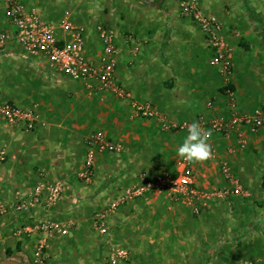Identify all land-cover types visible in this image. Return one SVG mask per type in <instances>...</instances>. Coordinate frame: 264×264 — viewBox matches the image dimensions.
Segmentation results:
<instances>
[{
	"label": "crops",
	"instance_id": "crops-1",
	"mask_svg": "<svg viewBox=\"0 0 264 264\" xmlns=\"http://www.w3.org/2000/svg\"><path fill=\"white\" fill-rule=\"evenodd\" d=\"M56 1L66 2L63 13L42 10L40 0L38 10L30 7L57 24L69 14L85 30L88 61L101 57L97 29H113L120 50L117 83L133 101L151 104L169 123H200L264 108V0L199 3L205 16L223 25L232 47L229 85L212 65L214 53L200 27L182 15L183 0H94L89 8V0ZM5 10V0H0V31L12 33ZM89 87L58 76L47 59L29 57L15 44L0 53V104L33 111L37 120L31 133L23 125L0 123V152L7 155L0 163V198L11 205L15 194L33 185L62 181L68 186L51 211L0 216V264L30 262L37 237L17 233L37 217L38 222L75 224L69 235L50 241L48 264H112L109 256L116 247L129 253L128 261L116 264H264V129L256 134L245 129L248 146L241 150L235 135L227 140L204 128L212 133L213 156L192 162L203 192L230 187L222 172L227 164L246 196L212 198L196 216L166 193H148L109 215L105 236L95 231L94 215L125 189L175 170L181 159L176 147L187 130L166 131L158 119L131 121L129 100L95 96ZM94 132L122 145L123 152H96L84 179L86 137Z\"/></svg>",
	"mask_w": 264,
	"mask_h": 264
},
{
	"label": "built area",
	"instance_id": "built-area-1",
	"mask_svg": "<svg viewBox=\"0 0 264 264\" xmlns=\"http://www.w3.org/2000/svg\"><path fill=\"white\" fill-rule=\"evenodd\" d=\"M200 1L183 0L181 13L200 27L214 53L212 65L220 68L221 74L229 85L234 74L232 47L226 38L223 25L201 12ZM5 5L6 17L13 32L0 31V53L5 51L9 45L15 44L29 57L47 59L58 76L69 78L76 83H89L92 95L109 94L120 100H129L131 121L158 119L163 123L166 131L187 130L189 124L169 123L151 104H139L133 101L131 96L117 83L115 74L119 49L116 45L117 33L113 29L102 26L97 29L102 52L99 61L92 62L86 59L85 30L74 25L69 14H66L60 23L52 24L44 21L35 10L28 9L19 0H5ZM231 35L239 37L240 33L231 31ZM93 82L97 83V86L93 87L91 85ZM230 95L233 96L232 93ZM231 107L233 111L236 109L235 104ZM0 123L10 127L23 125L24 131L31 133L36 128L37 120L33 111L0 104ZM200 125L203 129L209 128L213 133L227 140L235 135L237 146L245 150L248 140L244 130L256 134L264 129V108L257 109L248 115L234 112L231 116H220L209 121L202 119ZM86 147V171L82 176L84 179L91 174L96 152L115 154L123 152V146L109 142L103 132L88 135ZM6 159V152L1 151L0 163H4ZM222 172L230 187L226 190L206 193L197 185L193 163L180 159L173 172H165L152 178L145 177L140 185L125 189L107 209L94 215V229L99 235L105 236L108 231V216L117 213L128 202L142 198L148 193H166L191 207L196 216L202 213L212 198H225L229 195L246 196L240 181L233 176L227 164L223 165ZM67 193L68 186L62 181L36 184L25 192L15 194L11 205H7L0 198V216L9 213L20 216L32 213L38 208L51 211L60 204ZM35 219L34 222L22 226L17 234L37 237L33 251V264H48L50 241L69 235L75 224L72 221L64 223L46 219L38 222V217ZM109 260L112 264L128 261L129 253L116 247L112 249Z\"/></svg>",
	"mask_w": 264,
	"mask_h": 264
},
{
	"label": "clouds",
	"instance_id": "clouds-1",
	"mask_svg": "<svg viewBox=\"0 0 264 264\" xmlns=\"http://www.w3.org/2000/svg\"><path fill=\"white\" fill-rule=\"evenodd\" d=\"M211 131L201 127L198 121H192L187 126V134L176 147V155L188 162L198 163L211 159L212 145L209 143Z\"/></svg>",
	"mask_w": 264,
	"mask_h": 264
},
{
	"label": "rangeland",
	"instance_id": "rangeland-1",
	"mask_svg": "<svg viewBox=\"0 0 264 264\" xmlns=\"http://www.w3.org/2000/svg\"><path fill=\"white\" fill-rule=\"evenodd\" d=\"M21 1L28 9H31L32 7L30 6H34L36 8V10H38V0H19ZM91 1L94 0H89L88 1V6L87 4H85L88 8L90 7L89 4L91 3ZM29 4H28V3ZM91 5V4H90ZM40 7L42 10L44 11H49V10H59L60 12H62L65 8H67L66 2H57L56 0H40ZM32 10V9H31ZM163 11V9L161 10ZM160 12L159 9L154 10V13H158ZM63 13V12H62ZM162 13V12H161ZM67 14V13H66ZM164 15V13H162ZM41 17V16H40ZM65 17V16H64ZM164 17V16H163ZM162 17V18H163ZM46 21V20H45ZM73 21V20H72ZM48 23H52V24H57V23H53L50 21H46ZM57 22V21H56ZM119 49V47H118ZM120 51V50H119ZM118 58V57H117ZM124 89V87H122ZM125 90V89H124ZM126 91V90H125ZM127 92V91H126ZM128 93V92H127ZM34 186V185H33ZM28 259L30 260V262H28V264H31L33 262V253L30 252L28 254ZM15 261V260H14ZM15 262H22L21 260L15 261ZM23 263V262H22ZM124 263V262H123ZM127 263V262H126ZM125 263V264H126Z\"/></svg>",
	"mask_w": 264,
	"mask_h": 264
},
{
	"label": "water",
	"instance_id": "water-1",
	"mask_svg": "<svg viewBox=\"0 0 264 264\" xmlns=\"http://www.w3.org/2000/svg\"><path fill=\"white\" fill-rule=\"evenodd\" d=\"M161 2H163V0H160L159 4H160ZM159 4H158V5H155V6H159ZM4 264H21V263H18V262H15V261H7V262H5Z\"/></svg>",
	"mask_w": 264,
	"mask_h": 264
}]
</instances>
